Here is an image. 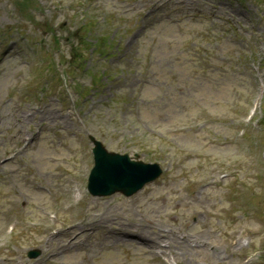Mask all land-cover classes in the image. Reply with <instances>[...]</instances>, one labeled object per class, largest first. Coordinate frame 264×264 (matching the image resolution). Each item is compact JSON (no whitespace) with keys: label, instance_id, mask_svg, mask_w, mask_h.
<instances>
[{"label":"rangeland","instance_id":"obj_1","mask_svg":"<svg viewBox=\"0 0 264 264\" xmlns=\"http://www.w3.org/2000/svg\"><path fill=\"white\" fill-rule=\"evenodd\" d=\"M109 2V0L107 1ZM9 10H11V6L9 3L6 2V0H0V27L4 26L7 23H10L12 20V17L10 15ZM241 12H246L243 10L238 9ZM238 10L234 11V13H238ZM12 12L14 10H11ZM15 20V19H13ZM14 69H10L9 72L12 73ZM193 137L192 134L186 135V136H181L178 138L179 141H187L186 139Z\"/></svg>","mask_w":264,"mask_h":264}]
</instances>
